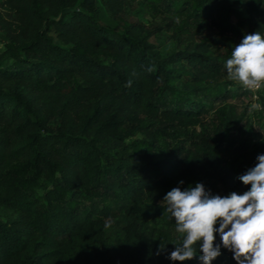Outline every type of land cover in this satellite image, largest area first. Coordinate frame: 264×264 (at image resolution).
Segmentation results:
<instances>
[{
	"label": "trees",
	"instance_id": "obj_1",
	"mask_svg": "<svg viewBox=\"0 0 264 264\" xmlns=\"http://www.w3.org/2000/svg\"><path fill=\"white\" fill-rule=\"evenodd\" d=\"M146 1L205 25L216 0ZM124 7L125 0H0V39L10 44L0 52V264H201L199 252L184 262L167 258L179 234L164 197L196 183L213 195L222 184V197L250 189L238 178L251 167L222 171L213 152L185 141L161 158L154 148L112 154L103 147L125 145L143 129L155 144L160 134L178 135L171 129L198 125L205 105L167 104L158 93L191 70L205 80L223 70L210 41L161 58L146 37L100 22L106 10L117 16ZM219 25L237 38L221 43L231 57L245 35L264 37V4L248 28ZM206 164L216 170L213 182L205 181ZM161 242L169 244L157 255ZM214 243L221 244L218 233ZM212 264L237 262L221 245Z\"/></svg>",
	"mask_w": 264,
	"mask_h": 264
},
{
	"label": "rangeland",
	"instance_id": "obj_2",
	"mask_svg": "<svg viewBox=\"0 0 264 264\" xmlns=\"http://www.w3.org/2000/svg\"><path fill=\"white\" fill-rule=\"evenodd\" d=\"M197 4L196 0H192ZM203 1L199 5H203ZM264 0H243L228 2L216 0L212 3L211 22L205 25L188 15L173 8H157L146 0H125L122 13L113 16L108 10L101 16L100 22L117 32L130 31L137 39L147 38L151 44L148 51L161 58L185 47H194L203 40L212 42L215 54L223 62L222 74L218 79H201L193 70L178 84L167 89L163 87L158 98L171 104L183 100L189 106L203 104L207 113L201 123L186 129L177 128L178 135L160 134L157 143L149 140L145 129L126 138V147L119 142L102 144L109 152L116 154L120 150L147 151L156 150V157L173 156L178 147L184 143L188 147L199 148L213 152L216 164L222 171L239 173L240 166L253 167V153L264 152V85L259 90H246L238 81L229 79L225 68L226 61L231 58L226 55L222 42H236L233 32L220 27V23H231L234 26L248 28L249 18H254L261 10ZM78 2L72 9L79 8ZM72 9L63 12L68 15ZM227 17L228 20L226 19ZM138 28L139 31H133ZM10 46L9 42L0 39V52ZM172 65L173 63H168ZM259 103V111L250 112L252 105ZM224 106L225 113L220 107ZM231 111L235 115L227 116ZM234 111V112H233ZM152 127H157L153 123ZM175 134V133H174ZM205 181L216 180V170L206 164ZM224 186L217 184L216 195H220ZM6 217L0 215V220Z\"/></svg>",
	"mask_w": 264,
	"mask_h": 264
},
{
	"label": "clouds",
	"instance_id": "obj_3",
	"mask_svg": "<svg viewBox=\"0 0 264 264\" xmlns=\"http://www.w3.org/2000/svg\"><path fill=\"white\" fill-rule=\"evenodd\" d=\"M225 68L229 79L238 81L246 90H259L264 85V37L260 32L244 36L231 51ZM260 109L256 103L249 111ZM256 159L255 166L238 178L250 185L243 194L213 195L203 183L184 190L175 187L166 194L162 201L164 212L174 219L179 234L170 242L175 248L168 254L169 260H192L199 252L201 264H212L221 255L222 245L233 253L237 264H264V154ZM217 233L221 244L214 243ZM168 244L161 242L157 255L166 251Z\"/></svg>",
	"mask_w": 264,
	"mask_h": 264
}]
</instances>
